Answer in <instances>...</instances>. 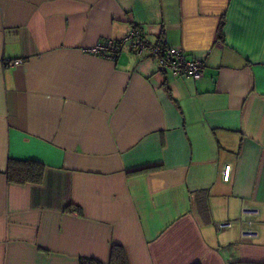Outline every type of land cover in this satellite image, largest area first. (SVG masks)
I'll return each mask as SVG.
<instances>
[{
	"label": "crops",
	"instance_id": "crops-1",
	"mask_svg": "<svg viewBox=\"0 0 264 264\" xmlns=\"http://www.w3.org/2000/svg\"><path fill=\"white\" fill-rule=\"evenodd\" d=\"M134 25L203 76L87 51ZM11 159L42 181H10ZM114 247L264 264V0H0V264H110Z\"/></svg>",
	"mask_w": 264,
	"mask_h": 264
},
{
	"label": "built area",
	"instance_id": "built-area-1",
	"mask_svg": "<svg viewBox=\"0 0 264 264\" xmlns=\"http://www.w3.org/2000/svg\"><path fill=\"white\" fill-rule=\"evenodd\" d=\"M128 49L136 57H153L157 60L161 68L169 71L173 77H192L200 79L203 76L205 64L201 60L190 59L178 47L170 46L166 43L165 39L151 42L143 32V29L134 25L130 31L121 39H106L95 46L87 49L88 52L95 55L105 57L107 59L116 60L118 56ZM23 63L22 59L11 60L8 65L17 66ZM230 177V165H225L222 169V178L228 181ZM244 215L249 218L248 225L253 224L251 219L258 214V211L251 209H244ZM232 226L231 222L221 225L222 228H229ZM247 234H255L254 230L250 227L246 231Z\"/></svg>",
	"mask_w": 264,
	"mask_h": 264
},
{
	"label": "trees",
	"instance_id": "trees-1",
	"mask_svg": "<svg viewBox=\"0 0 264 264\" xmlns=\"http://www.w3.org/2000/svg\"><path fill=\"white\" fill-rule=\"evenodd\" d=\"M45 166L37 161H18L11 159L7 171L10 181L17 183H39L43 179ZM80 264H104L92 258H81ZM110 264H128L126 252L121 247H114Z\"/></svg>",
	"mask_w": 264,
	"mask_h": 264
}]
</instances>
